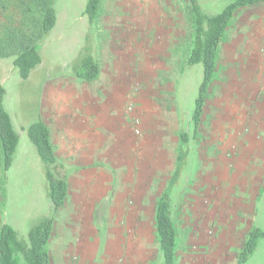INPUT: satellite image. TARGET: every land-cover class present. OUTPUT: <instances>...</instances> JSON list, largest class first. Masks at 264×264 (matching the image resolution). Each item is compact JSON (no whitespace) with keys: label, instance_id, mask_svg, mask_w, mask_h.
I'll list each match as a JSON object with an SVG mask.
<instances>
[{"label":"rangeland","instance_id":"1","mask_svg":"<svg viewBox=\"0 0 264 264\" xmlns=\"http://www.w3.org/2000/svg\"><path fill=\"white\" fill-rule=\"evenodd\" d=\"M231 1L199 0L210 14ZM86 3L56 0L59 23L40 43L42 64L27 79L21 78L13 58H0L4 105L20 134L7 172L0 159V228L8 223L25 239L37 217L53 215L55 231L67 229L78 244L68 254L73 264H164L156 206L167 183L150 184L143 212L135 194L125 196L118 206L104 197L91 227L84 214L63 216L54 210L43 164L26 128L41 111L100 113L106 156L114 158L120 149L118 157L131 160L132 172L138 175L145 158L146 119L161 128L164 112L173 121V111H179L181 133L189 136L186 150L195 166L191 170L189 162L183 165L170 195L177 264H188L192 253L201 258L200 264H210L208 254L229 253L223 250L222 236L228 222L240 227L242 238L256 227L264 231V132L257 131L264 130V4L245 8L232 20L195 131L193 114L203 66L188 63L195 40L188 0H102L93 23L84 14ZM5 20L6 11L0 12V22ZM243 33L249 36L251 51L256 48L258 53H247ZM87 57L100 63V75L92 82L76 76L77 66ZM73 96L78 101L68 102L66 98ZM109 138H115V144ZM152 156L157 164L164 161L157 152ZM70 224L79 226L73 225L70 232ZM197 224L206 240L201 248L190 238ZM257 249L259 258L264 255V238L254 253ZM20 264H27L23 257Z\"/></svg>","mask_w":264,"mask_h":264},{"label":"trees","instance_id":"2","mask_svg":"<svg viewBox=\"0 0 264 264\" xmlns=\"http://www.w3.org/2000/svg\"><path fill=\"white\" fill-rule=\"evenodd\" d=\"M188 2L195 25V40L188 63L203 66V81L193 114L197 131L216 75L220 46L232 20L243 9L264 4V0H233L215 14L207 13L199 0ZM86 4L84 14L93 23L98 17L102 0H87ZM4 11L6 20L0 22V58H13L12 64L18 69L19 75L22 79H27L42 62L40 43L49 37L57 24L56 0H0V12ZM77 69L76 76L88 82L95 81L100 75L99 62L91 57H87ZM5 95L6 88L0 83V159L4 172H7L13 164L20 135L5 108ZM26 129L43 164L50 200L54 210L58 211L66 205L68 182L62 176L61 168L56 167L57 156L49 128L39 119ZM181 140L183 144L187 143L188 134L182 133ZM55 223L53 215L37 217L31 223L25 239L19 236L12 225L4 223L0 228V264H20L21 257L27 264H53L48 245L55 231ZM156 232L164 264H176L177 228L171 214L169 190L157 201ZM260 238H264V231L258 227L253 228L239 253L238 264L248 261Z\"/></svg>","mask_w":264,"mask_h":264},{"label":"crops","instance_id":"3","mask_svg":"<svg viewBox=\"0 0 264 264\" xmlns=\"http://www.w3.org/2000/svg\"><path fill=\"white\" fill-rule=\"evenodd\" d=\"M58 23L59 19L57 18L56 25ZM243 38L246 40L249 36L243 33ZM246 41L243 42V46L248 49L247 53H258L257 51L255 52L256 48L251 51V44L248 40ZM47 43H50L49 40H47ZM244 53L247 54L246 52ZM262 93L260 92V97ZM66 99H68V102L71 99L78 101V98L74 96ZM178 112L173 111V121H168L167 112H164L161 128L159 125L157 127L156 122L153 123L151 120L146 119L145 158L141 162L142 168L140 173L136 175L132 172V161H123L118 157V154L120 156V149L114 158L106 156V153L109 152H105L103 149L102 116L100 113L88 116L87 112L83 110L44 111L43 114L41 111L39 119L49 128L51 142L57 156L56 167L61 168L62 176L68 182L66 205L57 212L63 216L68 214H74L75 216L84 214L88 225L94 227V216L100 212L104 197L110 199L113 206H118L125 196L135 194L137 198H140L138 204L139 212H143L142 205L149 198L150 184L156 182L167 183V187L164 186L163 191L169 190L171 195L178 184L179 177L183 174V165L189 162V169L191 170L195 166L192 165L194 162H192L191 153L188 154L186 150V146L190 140L185 144L181 140L182 120ZM49 118H52V121ZM257 131L259 133L264 132L262 128ZM115 142V138H109V143L115 144ZM113 150L116 151V147ZM156 152L158 159L160 156L164 158L162 163L157 164L159 161L156 162L155 156H152ZM103 157H105L106 162H103ZM245 179L250 178L247 177ZM230 212L228 213L232 214ZM230 223H226L222 229V236L225 241L223 250L229 253H223L222 255L208 254L211 256L210 264H238L239 252L252 229L248 230L242 238L240 227ZM73 225L75 228L79 226V224L78 226L70 224V232L75 230ZM192 230L194 231L190 235V238L193 241L195 240L196 245L201 248L202 245L200 244L206 241L202 239L204 235L201 234L203 227L197 224ZM69 234L67 229H63L60 232H58V229L57 232L54 231L48 245L53 264H73L68 258V254L71 250H76L78 244H75L72 237H69ZM54 239L55 242H53ZM258 249L260 248L258 247ZM258 249L245 264H258L259 261L264 264V255L259 258L256 256V253L259 251ZM213 253H215V250ZM193 255L195 254L189 255L186 262L188 264H200L201 258H198L197 254L196 256Z\"/></svg>","mask_w":264,"mask_h":264}]
</instances>
